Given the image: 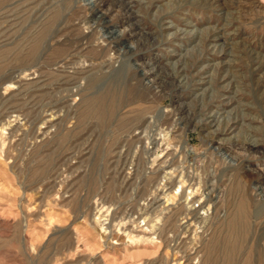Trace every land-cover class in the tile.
Returning a JSON list of instances; mask_svg holds the SVG:
<instances>
[{
  "label": "rangeland",
  "instance_id": "obj_1",
  "mask_svg": "<svg viewBox=\"0 0 264 264\" xmlns=\"http://www.w3.org/2000/svg\"><path fill=\"white\" fill-rule=\"evenodd\" d=\"M0 264H264V0H0Z\"/></svg>",
  "mask_w": 264,
  "mask_h": 264
},
{
  "label": "bare ground",
  "instance_id": "obj_2",
  "mask_svg": "<svg viewBox=\"0 0 264 264\" xmlns=\"http://www.w3.org/2000/svg\"><path fill=\"white\" fill-rule=\"evenodd\" d=\"M93 5V4H92ZM119 8V7H118ZM100 13V12H99ZM99 16V15H98ZM114 16V15H113ZM97 17V16H96ZM102 25V24H101ZM113 26V25H112ZM117 27V26H116ZM113 28V27H112ZM109 30V29H108ZM110 34V33H109ZM111 35H112V33H111ZM116 37V36H115ZM120 42V41H119ZM133 54V53H132ZM100 107H102V106H100Z\"/></svg>",
  "mask_w": 264,
  "mask_h": 264
}]
</instances>
